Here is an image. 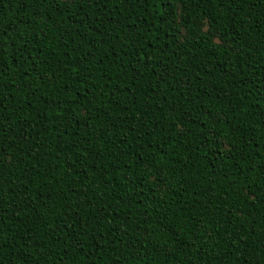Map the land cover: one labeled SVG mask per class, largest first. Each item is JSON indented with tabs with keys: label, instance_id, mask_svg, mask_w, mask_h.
<instances>
[{
	"label": "trees",
	"instance_id": "1",
	"mask_svg": "<svg viewBox=\"0 0 264 264\" xmlns=\"http://www.w3.org/2000/svg\"><path fill=\"white\" fill-rule=\"evenodd\" d=\"M0 264H264V0H0Z\"/></svg>",
	"mask_w": 264,
	"mask_h": 264
}]
</instances>
